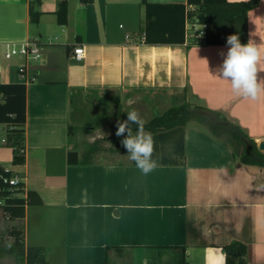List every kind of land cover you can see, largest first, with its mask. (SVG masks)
I'll return each mask as SVG.
<instances>
[{
  "label": "crops",
  "instance_id": "0c3cea01",
  "mask_svg": "<svg viewBox=\"0 0 264 264\" xmlns=\"http://www.w3.org/2000/svg\"><path fill=\"white\" fill-rule=\"evenodd\" d=\"M30 1L0 0V46L33 39L42 52L40 64L29 63L30 82L17 71L23 59L0 56V83L26 84L25 162L14 164L9 126L0 123L7 132L0 138L6 139L0 164L42 203L28 205L23 218H7L0 208V264H27L11 230L23 231L25 248L43 247L48 264H170L168 253L183 248L186 264H226L222 247L232 240L246 243L248 264H264V167L235 160L232 148L203 126H186L184 164H157L147 175L130 160L68 162L76 149L69 126L78 91L187 88L258 145L264 142V94L257 100L237 96L216 76L226 44L193 43L188 33L184 45L145 44L140 0H68L65 25L55 14L58 0L35 2L42 12L37 22ZM249 39L264 46V0L248 13ZM81 45L84 59L75 61L73 49Z\"/></svg>",
  "mask_w": 264,
  "mask_h": 264
},
{
  "label": "trees",
  "instance_id": "16d2710c",
  "mask_svg": "<svg viewBox=\"0 0 264 264\" xmlns=\"http://www.w3.org/2000/svg\"><path fill=\"white\" fill-rule=\"evenodd\" d=\"M30 1V17L37 22L42 14L35 10V2ZM260 0H186V3H161L142 0L145 8V28L143 42L149 45H184L187 40V23H198L204 28L203 35L193 38V43L209 45L226 44V38L239 34L240 42H248V13ZM68 0H58L55 12L61 25L68 22ZM195 97L189 89L181 97L172 96V105L161 114L145 122V131L154 137L153 159L161 165H179L186 161V126L195 122L203 126L214 138L232 148L235 160L249 166L264 167V151L258 143L238 124L227 118L221 111L211 109L201 103H194ZM0 123L9 126L7 142L15 148L14 164H23L25 125H26V84L0 83ZM73 102V98H72ZM127 115L124 120H126ZM135 134L136 125H131ZM116 131L110 141L118 153L127 155L121 145L124 137H117ZM74 132L70 124L69 135ZM70 164H90L93 158L90 153L80 155L77 149L68 152ZM133 164H135L132 161ZM16 175L13 170L0 164V208L7 218H23L28 205L41 204L42 199L35 190L25 188L21 180L17 184L5 178ZM16 236V247L19 254L25 255L27 264H48L43 247L29 246L22 243L24 233L11 230ZM223 251L226 264H248V247L241 240H232L225 244ZM117 249H121L118 247ZM182 264L185 259V248L181 251Z\"/></svg>",
  "mask_w": 264,
  "mask_h": 264
},
{
  "label": "rangeland",
  "instance_id": "374dc122",
  "mask_svg": "<svg viewBox=\"0 0 264 264\" xmlns=\"http://www.w3.org/2000/svg\"><path fill=\"white\" fill-rule=\"evenodd\" d=\"M179 1L174 3H185L186 0ZM192 28L194 27L192 26ZM37 36L40 38L39 35ZM37 64H40V61ZM174 95L181 97L183 92L169 93L164 89L127 91L105 89L76 92L73 97L71 114L74 126L72 134L74 148L78 149L80 155L90 151L94 162H125L129 160L127 155L118 153L110 141L116 130L117 121H123L127 112L135 109L146 122L169 108L173 103L172 96ZM192 101L200 103L194 99ZM5 133H7L6 130H1L0 138ZM171 253H168L172 257L170 264H182V253ZM160 255L156 253L152 259L157 261ZM124 264H128L127 260H124ZM158 264L166 263L161 261Z\"/></svg>",
  "mask_w": 264,
  "mask_h": 264
},
{
  "label": "clouds",
  "instance_id": "9594fccd",
  "mask_svg": "<svg viewBox=\"0 0 264 264\" xmlns=\"http://www.w3.org/2000/svg\"><path fill=\"white\" fill-rule=\"evenodd\" d=\"M226 46L228 50L226 54L221 53L223 61L216 76L228 81L235 95L252 100L259 99L264 94V78L259 75L264 72L259 67L264 60V46L252 39L242 44L239 34L229 35ZM133 124L137 126L135 134L131 127ZM116 128V136L124 137L121 145L126 149L128 159L144 175L152 172L157 167V161L153 159L155 141L153 134L145 131V122L139 112L135 109L127 112L126 120H118ZM6 246L11 247L12 242L9 240Z\"/></svg>",
  "mask_w": 264,
  "mask_h": 264
},
{
  "label": "built area",
  "instance_id": "2783aa9c",
  "mask_svg": "<svg viewBox=\"0 0 264 264\" xmlns=\"http://www.w3.org/2000/svg\"><path fill=\"white\" fill-rule=\"evenodd\" d=\"M192 26L194 28H192ZM200 24L198 23H187V33L193 38H199L203 33L202 30L199 29ZM189 31V32H188ZM0 56L6 60L13 59L14 57H19L24 60V64L18 66V73L24 77L26 82L33 81V77L27 76V70L29 63L31 62H39L42 59V52L40 48V44L33 39H27L23 42H6L3 46H0ZM85 56V47L77 46L73 49L72 59L75 61H82ZM6 141L5 138L0 139V142ZM21 152L24 154L25 149H22ZM10 181L13 184L19 183L22 178L18 175H12L10 178H5V181Z\"/></svg>",
  "mask_w": 264,
  "mask_h": 264
},
{
  "label": "water",
  "instance_id": "95a60500",
  "mask_svg": "<svg viewBox=\"0 0 264 264\" xmlns=\"http://www.w3.org/2000/svg\"><path fill=\"white\" fill-rule=\"evenodd\" d=\"M259 149L262 150V151L264 150V142H260Z\"/></svg>",
  "mask_w": 264,
  "mask_h": 264
}]
</instances>
